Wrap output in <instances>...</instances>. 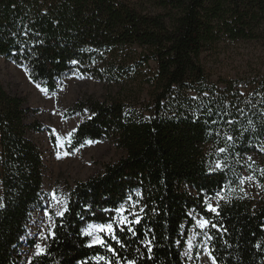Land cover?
I'll list each match as a JSON object with an SVG mask.
<instances>
[{
	"label": "trees",
	"instance_id": "trees-1",
	"mask_svg": "<svg viewBox=\"0 0 264 264\" xmlns=\"http://www.w3.org/2000/svg\"><path fill=\"white\" fill-rule=\"evenodd\" d=\"M156 7L161 13L127 0H0V59L50 93L72 74L114 91L76 101L70 115L83 119L69 147L109 141L122 152L68 190L44 254L26 258L35 246L28 226L45 198L41 152L30 137L43 128L0 85V264H105L99 256L109 264H188L195 216L209 222L215 264H264V198L232 193L244 172L264 188V75L212 81L203 64L221 42L264 40V0ZM217 194L224 199L211 212L207 201ZM121 205L140 222L125 211L130 223L116 227ZM108 223L119 243L102 237L115 255L89 247L82 232Z\"/></svg>",
	"mask_w": 264,
	"mask_h": 264
},
{
	"label": "rangeland",
	"instance_id": "rangeland-1",
	"mask_svg": "<svg viewBox=\"0 0 264 264\" xmlns=\"http://www.w3.org/2000/svg\"><path fill=\"white\" fill-rule=\"evenodd\" d=\"M156 1L127 0L145 12L161 13ZM203 64L212 81L218 77L248 79L258 74L264 75V40L221 42L205 54ZM0 85L10 95L23 99L25 107L32 111L33 120L43 128L30 138L41 152L45 198L40 210L33 213L28 227L29 237L33 238L35 245L45 247L52 232L53 220L58 217L56 213L65 210L68 190L76 183L99 174L105 164L113 163L122 156V152L109 141L86 143L74 150L68 143L69 134L76 130L83 119L81 114L70 115L76 101L86 96L102 101L109 90L112 93L114 91L105 83L75 74L65 78L57 91H41V87L31 82L23 68L3 59H0ZM249 168L253 169L252 166ZM239 189L232 193L256 201L264 198V188L251 174L242 173ZM223 199V194H217L207 201V209L211 205L217 210ZM201 220L204 219L195 216L188 233L184 249L185 262L188 264H213L205 236L208 225L201 229L198 225ZM89 239L91 243L92 237L89 236ZM35 252L34 246L33 250L27 251L26 258Z\"/></svg>",
	"mask_w": 264,
	"mask_h": 264
},
{
	"label": "snow or ice",
	"instance_id": "snow-or-ice-1",
	"mask_svg": "<svg viewBox=\"0 0 264 264\" xmlns=\"http://www.w3.org/2000/svg\"><path fill=\"white\" fill-rule=\"evenodd\" d=\"M73 63H76V61H73ZM37 87H40L39 85H37ZM41 91H47L46 89L41 88ZM69 137H71V134H69ZM68 143H71V140L69 138ZM86 143H92V141H86ZM221 151H223V149H221ZM65 155H68L69 153H64ZM217 167H220L219 164H217ZM248 179H251V177H249ZM243 183V181H241ZM137 195H139V193H137ZM55 199V196H54ZM129 200L131 201V197H129ZM133 206H135V204H133ZM210 211L215 212L216 209L213 208L211 205L208 206ZM67 209H65L66 211ZM125 211L129 212V215H133L135 216V220L132 221L134 223H139L140 222V217L132 212L130 209H125L124 205H121L120 208L116 209V212L119 216V220L116 223V227H119L120 225H127L128 223H130L128 221V217L123 215V213ZM141 211H143V209H141ZM64 213L63 211L57 212L56 215L57 216H62ZM208 221L207 220H201L198 221V225L201 229L205 228L208 225ZM213 227H215V225H213ZM121 231L124 230V228L120 229ZM128 231H132L131 228L127 229ZM84 235L90 236L92 237V241L91 243L88 245L89 247L91 246H100V247H104L106 248L109 252H112L115 255V250L114 248L109 245L106 240L100 236V235H96L97 233H104L106 236L110 237L112 240L117 241V243H119V239L115 234V229H114V224L113 223H108V224H89L87 229L82 230ZM135 235V233H133ZM49 235H54V233H49ZM42 239H45V237H41ZM208 239H211V237H208ZM35 255L36 256H40L44 254V247L41 244H36L35 245ZM149 251H151V248H149ZM97 260L99 261H105V264H109V262L106 260V258L104 256H99L96 257ZM117 264H119V261H117ZM128 264H134L133 261H129ZM213 264H215V260L213 259Z\"/></svg>",
	"mask_w": 264,
	"mask_h": 264
}]
</instances>
